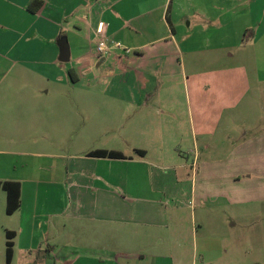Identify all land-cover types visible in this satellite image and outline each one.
Returning a JSON list of instances; mask_svg holds the SVG:
<instances>
[{"label":"crops","instance_id":"obj_1","mask_svg":"<svg viewBox=\"0 0 264 264\" xmlns=\"http://www.w3.org/2000/svg\"><path fill=\"white\" fill-rule=\"evenodd\" d=\"M32 1L0 0V181L20 184L11 215L0 190L10 264H264L261 118L242 121L237 140L231 131L264 86V0H236L233 13L228 0L192 3L207 43L195 39L188 62L170 12L181 0H37L31 12ZM101 23L129 54L96 57ZM235 40L242 51L249 41L250 56L213 67L207 52ZM176 69L183 96L169 81ZM103 106L113 142L82 152ZM95 150L124 158L88 156Z\"/></svg>","mask_w":264,"mask_h":264},{"label":"rangeland","instance_id":"obj_2","mask_svg":"<svg viewBox=\"0 0 264 264\" xmlns=\"http://www.w3.org/2000/svg\"><path fill=\"white\" fill-rule=\"evenodd\" d=\"M208 1H210V0H181L180 1V4H181L180 9L175 8L174 11L170 10V12L173 15V23H174V27L176 29V33H175L176 35L174 36V39L176 42H178L181 45L180 48L182 50V56L185 55V53L189 52L190 50H194L196 48V46L201 47L202 49H205V44L207 42H206V37L205 36L202 37L201 32H200L201 27H199V26L201 24H198L200 19L194 14L193 10L190 7H191L192 3H193V5H196V4L206 5V4H208ZM219 1L221 2L222 0H219ZM228 2L230 3L229 12H231V13H233L234 11L237 12V10H234V8H231V4L233 2L237 3V1L236 0L235 1L234 0H228ZM173 6L175 7V3ZM255 29H256V27H255ZM255 29H254V31H255ZM183 38H186L184 42H182ZM195 39H197V42L195 43L196 46L194 45ZM209 39H210V36H209ZM247 40H249V38ZM238 42L239 41L235 40V41H230V42L225 43L226 45H228V48L225 50L220 49V50L213 51V52H211V51L207 52L208 55L209 54L213 55L211 65L213 67L214 66L217 67V66L221 65L222 63H224L225 66H227V65L232 66L234 64H238L241 61L240 56H245L246 58L248 56H250L249 41L243 42L244 47H247V48H244L243 51H242V49L240 50L239 48H237ZM186 56H185V58L183 56V58L185 59V62H188V58H186ZM199 56L205 57V54L204 53L199 54ZM183 58H181V60H183ZM208 65H210V64H208ZM188 67H189V64L187 66V69H188ZM106 69H107V64L102 62L100 67L95 69V72L97 74H99L100 76L104 77V75H105L104 71ZM177 71H178V69H176V72L175 71L173 72L172 78H170L169 81L172 84L174 83L175 87H177V85H181L180 90L178 88V92L180 91V93H182V96H183V94H184L183 88L185 89V87L183 85V80H182L181 76H178ZM188 74L189 73L186 71L187 77H188ZM80 81L87 83L88 78L81 76ZM156 81L160 83V82H162V78L160 77L159 79H156ZM188 86H189V81H188ZM258 93H259V95L256 94V96H255V99H256L255 102L256 103L248 102L250 95H252V92H251V94L247 97V99L241 104L240 108L238 107L237 110L234 112L235 116H237L239 118L238 122H233V124H231V131H232V133H234L233 137L235 136L236 140L238 139L237 137H240V135L242 133L241 132L242 121H245L247 123V125L253 124V122H250V120L248 119V117L250 115L259 116V118H261L260 122H258L256 124L254 123L255 124L254 128H256V129H254V131L264 132V86L262 87V89L258 90ZM107 97L108 96L103 93L102 95H100L98 97V99H107ZM99 121L102 125L101 132L97 133L93 137H88V138L84 139V142L82 144H80V149H79L80 151L87 152L89 150L104 149V148H108L111 146V144L113 142V139L111 136H113V135L110 134V132H106V130H105V129L109 128V124L112 121V114L109 111V107L103 106V109H101V112H100ZM223 125H224V123H223ZM246 130L250 131V128H247ZM220 139H222V138H220ZM234 139L235 138H233L232 141H230V143L235 142L236 140H234ZM228 145L229 144H225V146H228ZM0 193H2V192H0ZM231 208L233 210H241L240 207H231ZM249 221L252 222V219L249 220L248 218H245V220H242L239 223V225L242 226V227H240L242 229L241 234H243V240L242 241H244V243L246 242L245 244H247V242L249 241L248 236L251 234L249 231V228H250V226L253 225ZM12 223L15 224V222H13L12 218H11V220H10V218H7V225L9 224L10 226H12ZM256 225L261 226L263 229V232H264V219L257 220ZM5 240H6V238L4 235V231L2 229H0V264H5ZM21 258H22V256L19 255L16 258L15 263L16 264L21 263V261H22Z\"/></svg>","mask_w":264,"mask_h":264},{"label":"trees","instance_id":"obj_3","mask_svg":"<svg viewBox=\"0 0 264 264\" xmlns=\"http://www.w3.org/2000/svg\"><path fill=\"white\" fill-rule=\"evenodd\" d=\"M41 6V2L37 0H33L28 9L31 12H36ZM141 152V151H138ZM88 156L94 157H102V158H111V159H123V155L108 150H95L88 153ZM0 190L4 191L6 194V214H13L20 206V184L17 182L11 181H0ZM13 233L6 232V241H5V262L6 264H10L12 259V242Z\"/></svg>","mask_w":264,"mask_h":264},{"label":"built area","instance_id":"obj_4","mask_svg":"<svg viewBox=\"0 0 264 264\" xmlns=\"http://www.w3.org/2000/svg\"><path fill=\"white\" fill-rule=\"evenodd\" d=\"M106 33L107 23H101L96 31L97 37H99L95 45L96 57L98 59L104 58L113 51H121L124 54H129L131 52L129 48L122 46L121 43L108 39Z\"/></svg>","mask_w":264,"mask_h":264},{"label":"water","instance_id":"obj_5","mask_svg":"<svg viewBox=\"0 0 264 264\" xmlns=\"http://www.w3.org/2000/svg\"><path fill=\"white\" fill-rule=\"evenodd\" d=\"M60 47H61L60 60L61 61H67L68 60V48H67V44L62 43V44H60Z\"/></svg>","mask_w":264,"mask_h":264}]
</instances>
